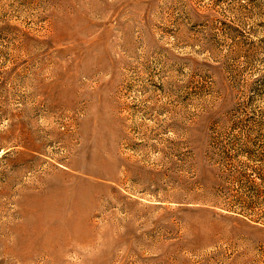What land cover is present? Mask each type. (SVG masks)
Returning <instances> with one entry per match:
<instances>
[{
	"label": "rangeland",
	"instance_id": "obj_1",
	"mask_svg": "<svg viewBox=\"0 0 264 264\" xmlns=\"http://www.w3.org/2000/svg\"><path fill=\"white\" fill-rule=\"evenodd\" d=\"M0 264H264V0H0Z\"/></svg>",
	"mask_w": 264,
	"mask_h": 264
}]
</instances>
